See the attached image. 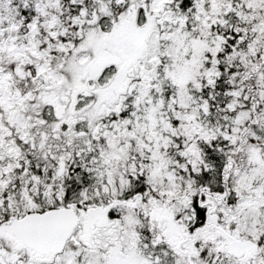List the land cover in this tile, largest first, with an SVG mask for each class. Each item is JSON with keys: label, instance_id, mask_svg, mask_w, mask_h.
<instances>
[{"label": "snow or ice", "instance_id": "6c2138e0", "mask_svg": "<svg viewBox=\"0 0 264 264\" xmlns=\"http://www.w3.org/2000/svg\"><path fill=\"white\" fill-rule=\"evenodd\" d=\"M0 264H264V0H0Z\"/></svg>", "mask_w": 264, "mask_h": 264}]
</instances>
